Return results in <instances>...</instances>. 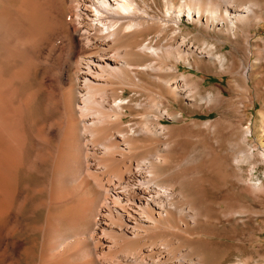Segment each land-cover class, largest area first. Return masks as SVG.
Here are the masks:
<instances>
[{
    "label": "bare ground",
    "instance_id": "bare-ground-1",
    "mask_svg": "<svg viewBox=\"0 0 264 264\" xmlns=\"http://www.w3.org/2000/svg\"><path fill=\"white\" fill-rule=\"evenodd\" d=\"M54 4L55 14L43 16L34 0H0V252L20 249L25 264H192L173 249L170 234L188 233L200 210L177 192L183 178L171 183L172 170H162L164 149L156 156L151 149L167 140L164 120H183L171 102L217 98L213 91L203 97L195 76L179 74L180 64H227L212 40L191 42L183 23L202 28L206 20L213 32L226 23L234 36L257 2ZM38 66L53 78L44 89L50 97L39 98L43 76L38 91L12 98ZM153 89L162 91L151 98L153 114L143 115L138 97L125 102L128 90ZM138 143L150 150L138 154ZM176 199L188 206L178 208ZM185 237L176 238L179 246ZM191 248L196 264H206L202 250Z\"/></svg>",
    "mask_w": 264,
    "mask_h": 264
},
{
    "label": "rangeland",
    "instance_id": "rangeland-1",
    "mask_svg": "<svg viewBox=\"0 0 264 264\" xmlns=\"http://www.w3.org/2000/svg\"><path fill=\"white\" fill-rule=\"evenodd\" d=\"M34 1L38 2L40 9L43 8V16L55 14L52 13L56 10L54 0ZM251 1L254 5L257 2L256 10L235 30L234 36L233 33L228 34L226 23L216 25L214 32L206 20L202 28L187 21L183 23L184 32L189 34L191 42L201 44L205 39L212 40L219 47V52L227 57V64L221 68L218 63L209 65L207 59L199 63V68L180 64L179 74L195 76L203 97L213 91L218 93L217 98L211 102H171L170 112L183 114V120H164L169 128L167 140L162 142L161 149H151L154 156L164 149L169 160L162 170H172L171 183L183 178L182 188L178 183L174 184L177 192L183 189L188 203L193 202V207L200 210L196 225H192L188 233L173 230L170 234L177 245L180 239L176 238H184L186 234L191 236L185 237L179 247L176 243L172 247L176 251L178 249L180 257L192 260V264L197 261L191 247L202 250L203 258L200 260L206 264H264V163L261 161L264 152V0ZM12 68H9V73ZM249 68L250 79H243ZM44 70L39 66L32 68L27 80L31 81L23 82L25 87L23 83V87H14L10 96L20 98L30 90L38 91L43 76L46 81L42 90L47 89V83H51L53 78ZM17 88H22L21 92L18 90L19 94L16 93ZM153 90H150L152 94L140 91V95L128 90L124 95L125 102L138 97L135 102L145 106L143 115L153 114L156 106L151 98H161L162 94V91ZM40 97L50 96L44 90ZM29 118L30 113L27 112V122ZM137 120L134 116H127L125 121L133 123ZM31 122H28L29 126ZM143 144L138 143V154L150 150H146ZM251 152L254 153L253 158L249 157ZM240 156H244L242 164L236 161ZM261 182L259 187L254 186ZM176 202L178 208H184L186 204L179 199ZM172 225H177L175 220ZM2 253L0 264H25L20 249Z\"/></svg>",
    "mask_w": 264,
    "mask_h": 264
}]
</instances>
